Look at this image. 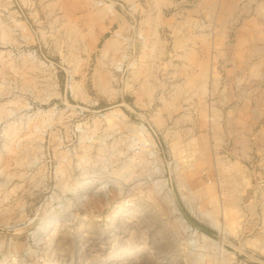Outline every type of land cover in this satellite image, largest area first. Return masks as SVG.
Wrapping results in <instances>:
<instances>
[{
	"label": "rangeland",
	"instance_id": "1",
	"mask_svg": "<svg viewBox=\"0 0 264 264\" xmlns=\"http://www.w3.org/2000/svg\"><path fill=\"white\" fill-rule=\"evenodd\" d=\"M254 67L264 0H0V264H264Z\"/></svg>",
	"mask_w": 264,
	"mask_h": 264
},
{
	"label": "bare ground",
	"instance_id": "2",
	"mask_svg": "<svg viewBox=\"0 0 264 264\" xmlns=\"http://www.w3.org/2000/svg\"><path fill=\"white\" fill-rule=\"evenodd\" d=\"M214 5V4H213ZM223 5V4H222ZM224 6V5H223ZM234 3L232 2V1H230V2H228V5L226 6V9H231V8H234ZM224 9H225V7H224ZM225 9V10H226ZM234 10V9H233ZM253 48H252V53H259L260 55H261V52H258L259 51V49L256 47V46H252ZM258 65V64H257ZM260 65V64H259ZM253 67V66H252ZM260 67V66H259ZM251 68V67H250ZM251 70H253V69H251ZM254 70H255V73H260V74H264V73H262V71L261 70H259V68L258 67H254ZM249 72H250V69H249ZM254 72V71H253ZM259 75V74H258ZM257 76V75H256ZM263 92V91H262ZM260 103V102H259ZM255 109V108H254ZM248 112V111H247ZM141 127H143V126H141ZM13 130V129H12ZM14 131V130H13Z\"/></svg>",
	"mask_w": 264,
	"mask_h": 264
},
{
	"label": "crops",
	"instance_id": "3",
	"mask_svg": "<svg viewBox=\"0 0 264 264\" xmlns=\"http://www.w3.org/2000/svg\"><path fill=\"white\" fill-rule=\"evenodd\" d=\"M226 61L229 62V64H230L231 66H233L235 63L238 62V59L235 57L234 54H230V55H229V58L226 59Z\"/></svg>",
	"mask_w": 264,
	"mask_h": 264
}]
</instances>
